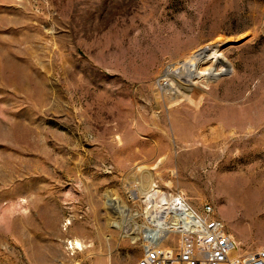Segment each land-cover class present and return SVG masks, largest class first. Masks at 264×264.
<instances>
[{"label": "rangeland", "instance_id": "1", "mask_svg": "<svg viewBox=\"0 0 264 264\" xmlns=\"http://www.w3.org/2000/svg\"><path fill=\"white\" fill-rule=\"evenodd\" d=\"M154 185L264 248V0H0V264L135 263Z\"/></svg>", "mask_w": 264, "mask_h": 264}, {"label": "built area", "instance_id": "2", "mask_svg": "<svg viewBox=\"0 0 264 264\" xmlns=\"http://www.w3.org/2000/svg\"><path fill=\"white\" fill-rule=\"evenodd\" d=\"M154 188L135 214L140 218L137 239L141 256L133 264H264V248L236 252L223 223L210 216V205L197 212L181 194L167 193L170 209L166 218H152L157 209Z\"/></svg>", "mask_w": 264, "mask_h": 264}, {"label": "bare ground", "instance_id": "3", "mask_svg": "<svg viewBox=\"0 0 264 264\" xmlns=\"http://www.w3.org/2000/svg\"><path fill=\"white\" fill-rule=\"evenodd\" d=\"M205 59L211 60L215 66L217 64H224L227 66V63L221 58V55L217 52L214 46H209L190 54L186 59L180 61L178 66L173 68L168 67L165 72L166 74L175 75L179 78L183 77L184 81L189 84L193 78H213L222 72V69H216L215 67L201 70L200 64ZM152 197L157 204V209L152 211V218H166L170 209L169 195L154 188L152 189ZM73 244L75 245L74 247L80 245L77 241Z\"/></svg>", "mask_w": 264, "mask_h": 264}]
</instances>
